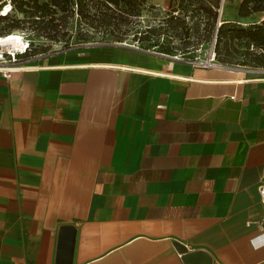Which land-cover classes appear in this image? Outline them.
I'll return each mask as SVG.
<instances>
[{"label": "crops", "instance_id": "crops-1", "mask_svg": "<svg viewBox=\"0 0 264 264\" xmlns=\"http://www.w3.org/2000/svg\"><path fill=\"white\" fill-rule=\"evenodd\" d=\"M263 178V69L87 44L0 68V264H63L66 229L68 264H264Z\"/></svg>", "mask_w": 264, "mask_h": 264}, {"label": "rangeland", "instance_id": "rangeland-1", "mask_svg": "<svg viewBox=\"0 0 264 264\" xmlns=\"http://www.w3.org/2000/svg\"><path fill=\"white\" fill-rule=\"evenodd\" d=\"M79 1L74 0L67 11H58L42 19L38 18L39 15L14 10L7 20L0 17V31L8 32L7 27L19 20L20 27L12 30L11 34L23 35L31 44L30 54L33 56L60 49H75L86 44L120 45L198 63L207 62L214 53L215 65L258 69L248 65L250 58L246 54L256 52L257 47L246 41L220 44L218 39L216 28L219 22H237L246 27L264 21V13L254 14L248 19L239 18L238 9L243 0H140L142 9L139 16H130L116 8L108 10L97 0H84L80 10ZM214 2L220 4L215 8L219 14L216 27L205 9ZM107 11L112 18H109L112 23L110 27L104 22L103 14ZM171 18L185 20L188 34L175 29V24L171 26ZM149 30L158 32L153 35L148 33ZM6 35L4 33L1 37Z\"/></svg>", "mask_w": 264, "mask_h": 264}, {"label": "trees", "instance_id": "trees-1", "mask_svg": "<svg viewBox=\"0 0 264 264\" xmlns=\"http://www.w3.org/2000/svg\"><path fill=\"white\" fill-rule=\"evenodd\" d=\"M84 0L79 1V8L82 10V2ZM91 1V0H90ZM103 3V5L111 10L116 8L122 12L127 13L130 16H139L141 13L142 1L140 0H97ZM74 2V0H12V4L14 5V10L29 14L32 16H37L39 19L45 18L46 16L55 15L58 11L64 12L67 11L69 5ZM219 2H214L211 6H207L205 9L209 13L212 18L213 24L216 27V23L219 20V14L215 11V8L219 7ZM35 9V12H32ZM107 12H104V22H106V26H112L111 17ZM257 13H264V0H243L238 9V16L241 19H248L252 15ZM111 18V19H109ZM2 19L7 20V17H2ZM42 21V20H41ZM13 24L8 26L7 31L3 33L0 31V37L6 33L7 35L11 34L12 30L18 29L20 27L19 20L13 21ZM171 24H175L173 26L175 29H181L183 32L187 31L186 21L181 18H171L169 21ZM217 34L220 44L229 42H248L252 44L254 47H257L258 50L256 52L250 53L247 52V57L250 58L249 66L262 69L264 68V21L261 23H254L250 26H244L242 23L237 22H223L221 25H218ZM1 30V29H0ZM157 30H149L148 33L153 35L157 34ZM185 34H188L186 32ZM6 35V36H7ZM218 54H220V50H218ZM32 55V54H31ZM224 62H228L223 60Z\"/></svg>", "mask_w": 264, "mask_h": 264}, {"label": "built area", "instance_id": "built-area-1", "mask_svg": "<svg viewBox=\"0 0 264 264\" xmlns=\"http://www.w3.org/2000/svg\"><path fill=\"white\" fill-rule=\"evenodd\" d=\"M5 8H8L6 15H4ZM13 12H14V8L10 0H0V17H3V18L8 17ZM218 24L221 25L220 22ZM1 38L2 37H0V40ZM24 40H25V46L23 49H20V50L14 49L9 45H4L0 42V68L15 67L19 64L24 63L29 58L33 57V55L30 54L31 44L29 43V41L25 39V37H24ZM175 59H178V57ZM214 60H215V54L213 53L211 57H209V60L207 62L198 63V62H193L191 60H188V62L196 66L202 65L204 67H211L215 65ZM260 198H261V206L264 210V178L262 179V182L260 185Z\"/></svg>", "mask_w": 264, "mask_h": 264}, {"label": "water", "instance_id": "water-1", "mask_svg": "<svg viewBox=\"0 0 264 264\" xmlns=\"http://www.w3.org/2000/svg\"><path fill=\"white\" fill-rule=\"evenodd\" d=\"M65 232H67V235L62 245V261L63 264H68L71 255L73 230L66 229ZM176 246L183 255L184 264H211V259L207 253L203 251L189 252V250L183 244H176Z\"/></svg>", "mask_w": 264, "mask_h": 264}, {"label": "bare ground", "instance_id": "bare-ground-1", "mask_svg": "<svg viewBox=\"0 0 264 264\" xmlns=\"http://www.w3.org/2000/svg\"><path fill=\"white\" fill-rule=\"evenodd\" d=\"M8 8H5L4 15L7 14ZM0 42L4 45H9L14 49H23L25 46L24 37L18 33H12L1 38Z\"/></svg>", "mask_w": 264, "mask_h": 264}, {"label": "clouds", "instance_id": "clouds-1", "mask_svg": "<svg viewBox=\"0 0 264 264\" xmlns=\"http://www.w3.org/2000/svg\"><path fill=\"white\" fill-rule=\"evenodd\" d=\"M254 246H255V242H253Z\"/></svg>", "mask_w": 264, "mask_h": 264}]
</instances>
